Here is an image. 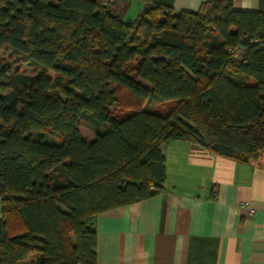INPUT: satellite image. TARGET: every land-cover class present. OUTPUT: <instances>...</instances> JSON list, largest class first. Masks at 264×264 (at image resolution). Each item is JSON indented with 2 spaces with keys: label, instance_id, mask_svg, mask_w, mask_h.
I'll use <instances>...</instances> for the list:
<instances>
[{
  "label": "trees",
  "instance_id": "1",
  "mask_svg": "<svg viewBox=\"0 0 264 264\" xmlns=\"http://www.w3.org/2000/svg\"><path fill=\"white\" fill-rule=\"evenodd\" d=\"M118 1L0 0V264H97L96 216L164 190L167 141L264 155V0Z\"/></svg>",
  "mask_w": 264,
  "mask_h": 264
},
{
  "label": "crops",
  "instance_id": "2",
  "mask_svg": "<svg viewBox=\"0 0 264 264\" xmlns=\"http://www.w3.org/2000/svg\"><path fill=\"white\" fill-rule=\"evenodd\" d=\"M203 1L172 6L191 11ZM259 1L232 6L257 10ZM151 2L112 6L134 19ZM162 150L164 190L96 216L97 264H264V162L217 155L192 141L170 140Z\"/></svg>",
  "mask_w": 264,
  "mask_h": 264
},
{
  "label": "rangeland",
  "instance_id": "3",
  "mask_svg": "<svg viewBox=\"0 0 264 264\" xmlns=\"http://www.w3.org/2000/svg\"><path fill=\"white\" fill-rule=\"evenodd\" d=\"M112 11H114L115 13H117V11H119L116 7H113V6H110L109 7ZM119 13V12H118ZM0 56H2V53L0 52ZM6 58V56H5ZM9 63H13V61L9 60L8 61ZM14 67L15 66V63L12 64ZM20 70L21 71H24L26 72L27 74H30V69L26 66V65H21L20 66ZM50 75H53L52 72L49 73ZM142 104H145L147 108H151V109H154L156 111H160V112H164L166 110H168L171 106V104H174L173 102L171 101H165L163 103H156V102H153V101H148V102H143ZM114 113L116 112L118 114V112L115 110V109H111ZM45 139L48 140V141H53L55 143H59L60 142V139L58 137H50L49 135H46L45 136ZM253 161H257V162H264V155L260 154V156L256 159H251ZM34 259V255H29L28 258L26 259V263L25 264H30Z\"/></svg>",
  "mask_w": 264,
  "mask_h": 264
},
{
  "label": "built area",
  "instance_id": "4",
  "mask_svg": "<svg viewBox=\"0 0 264 264\" xmlns=\"http://www.w3.org/2000/svg\"><path fill=\"white\" fill-rule=\"evenodd\" d=\"M232 55H233V57H237L238 56V50H235V51H232ZM252 211V210H251Z\"/></svg>",
  "mask_w": 264,
  "mask_h": 264
}]
</instances>
